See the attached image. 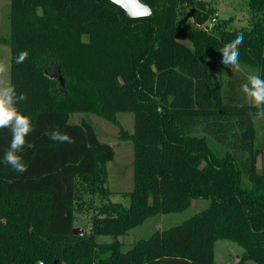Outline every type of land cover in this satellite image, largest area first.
<instances>
[{
  "label": "trees",
  "instance_id": "16d2710c",
  "mask_svg": "<svg viewBox=\"0 0 264 264\" xmlns=\"http://www.w3.org/2000/svg\"><path fill=\"white\" fill-rule=\"evenodd\" d=\"M140 1L150 17L129 19L108 0H9V84L26 96L18 108L33 131L18 153L27 171L0 164V264H214L218 239L242 248L238 264H264V172L256 166L264 146L253 138V118L264 114L241 97L247 80L223 83L212 73L220 49L242 32L239 63L264 79V0H246L249 28L215 22L209 33L198 28L214 13L203 1ZM21 51L27 58L17 63ZM76 113L113 123L132 143L133 187L122 194L128 206L109 199L112 146L90 121L70 122ZM121 113L133 115L131 132ZM198 125L212 138L195 134ZM55 129L73 142L50 140L45 132ZM234 137L246 158L228 145ZM10 141V130H0V158ZM194 200L208 205L126 252L117 239L95 241L185 211ZM84 210L91 232L74 235Z\"/></svg>",
  "mask_w": 264,
  "mask_h": 264
},
{
  "label": "rangeland",
  "instance_id": "374dc122",
  "mask_svg": "<svg viewBox=\"0 0 264 264\" xmlns=\"http://www.w3.org/2000/svg\"><path fill=\"white\" fill-rule=\"evenodd\" d=\"M208 4V6L214 11L212 19L216 20V23H223L224 28L227 30H243L247 29L251 25V12L246 0H200ZM9 0H0V82L9 84V69H10V49H9ZM209 23V22H208ZM203 24L198 28L210 32L211 27L209 24ZM220 62V61H219ZM212 73L216 79L221 78L223 83L227 80H231L233 77L238 79L241 77L245 80L250 75H258L257 70L249 68L247 66L240 65L239 70L233 69L231 66H223L222 64H216V67L212 69ZM241 83H245L242 81ZM63 84V78L59 76L56 78V86L60 87ZM242 84V85H243ZM240 85V89L241 86ZM241 97L245 99V95L240 91ZM90 121L94 126L98 136V139L112 146L115 157L113 161L109 162L107 168V187L111 191L109 196L110 201L120 203L124 206H128L129 201L123 197V193H127L132 190L133 187V146L130 141H121L119 139V128L110 123L109 121L95 115V114H73L70 117V122L79 123L81 119ZM119 121L122 127L129 132L132 131L133 127V115L131 113H121L118 115ZM201 123L203 122L201 118ZM181 124L187 121H180ZM197 122V121H196ZM201 126V127H200ZM253 138L255 145L263 144L264 146V116H255L253 118ZM248 129V128H247ZM243 130L244 135V148L249 151L250 141L248 140L249 130ZM203 125H198L195 129L197 135H207L204 131ZM239 128L236 125L233 133L239 134ZM213 133V132H212ZM213 136V134H212ZM240 138V134L238 136ZM238 137L231 138V142L228 144L237 154L238 157L246 158L247 154L241 150V146H238ZM212 138V137H211ZM236 140V141H234ZM243 142V140H242ZM220 146V145H219ZM242 147V148H243ZM264 149V148H263ZM245 150V149H244ZM257 169L260 172H264V160L258 157L256 162ZM99 200H95V204L98 205ZM208 205L207 201H192L191 206L182 212L171 213V214H159L148 218L145 222L131 230L122 236L117 238L111 236H96L95 241L99 244L110 243L117 239L121 244V251H128L132 244L139 239H146L155 231H163L170 227L176 226L190 218L192 215L202 211ZM91 213L88 210L77 213L75 222L73 225L74 229H78L83 234L88 235L91 232L90 229ZM242 254V248L237 244L225 240L218 239L214 244V264H238L240 256ZM242 264H255L252 261H246Z\"/></svg>",
  "mask_w": 264,
  "mask_h": 264
},
{
  "label": "clouds",
  "instance_id": "9594fccd",
  "mask_svg": "<svg viewBox=\"0 0 264 264\" xmlns=\"http://www.w3.org/2000/svg\"><path fill=\"white\" fill-rule=\"evenodd\" d=\"M244 34L237 33L235 38L225 44L220 53L222 54L221 64L223 66H232L239 70L240 51L239 47L244 43ZM27 58V53L21 51L17 58V63H22ZM0 71H3L0 68ZM241 91L249 105L261 110L264 114V79L258 75H250L247 82L241 86ZM26 100L23 93L17 94L14 86L0 82V130L9 129L11 132V141L4 155L0 158V164L10 166L18 174L27 171L22 157L18 154L24 150L26 137L33 131L31 120L24 115L18 108V103ZM45 135L52 141L59 143H72V138L60 132L58 129L46 131Z\"/></svg>",
  "mask_w": 264,
  "mask_h": 264
},
{
  "label": "water",
  "instance_id": "95a60500",
  "mask_svg": "<svg viewBox=\"0 0 264 264\" xmlns=\"http://www.w3.org/2000/svg\"><path fill=\"white\" fill-rule=\"evenodd\" d=\"M121 8L125 16L129 19H140L150 17L152 12L149 6L140 0H108ZM222 54H218V61H221ZM72 234L83 235V232L78 229H72Z\"/></svg>",
  "mask_w": 264,
  "mask_h": 264
},
{
  "label": "built area",
  "instance_id": "2783aa9c",
  "mask_svg": "<svg viewBox=\"0 0 264 264\" xmlns=\"http://www.w3.org/2000/svg\"><path fill=\"white\" fill-rule=\"evenodd\" d=\"M216 22V20L215 19H212L211 21H210V23H209V26L208 27H212L213 26V24Z\"/></svg>",
  "mask_w": 264,
  "mask_h": 264
},
{
  "label": "crops",
  "instance_id": "0c3cea01",
  "mask_svg": "<svg viewBox=\"0 0 264 264\" xmlns=\"http://www.w3.org/2000/svg\"><path fill=\"white\" fill-rule=\"evenodd\" d=\"M10 70V69H9ZM121 141H125V140H121ZM114 157H115V152H114Z\"/></svg>",
  "mask_w": 264,
  "mask_h": 264
}]
</instances>
